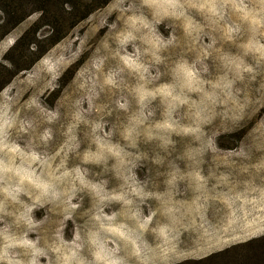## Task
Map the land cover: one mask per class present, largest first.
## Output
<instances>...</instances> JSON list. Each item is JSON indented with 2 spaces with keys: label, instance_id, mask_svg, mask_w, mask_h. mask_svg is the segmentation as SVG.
<instances>
[{
  "label": "clouds",
  "instance_id": "9594fccd",
  "mask_svg": "<svg viewBox=\"0 0 264 264\" xmlns=\"http://www.w3.org/2000/svg\"><path fill=\"white\" fill-rule=\"evenodd\" d=\"M124 4L128 11L112 43L104 41L76 73L73 84L78 94L71 110L64 109L63 115L59 107L42 111L45 124H55L57 129L40 131V148L47 150L57 135L63 138L62 145L67 143L75 128L80 142L77 164L49 174L46 161L55 153L45 156L40 148L30 147L35 143L31 137L24 143L13 139L17 130L27 135L33 121L21 120L13 111L9 91L0 92V264H171L174 249L170 245L175 243L170 235L172 209L157 212L159 194L175 188L177 199L182 182L197 194L200 183L216 182L213 145L217 137L206 129L224 120L219 110L228 108L225 101L237 95L238 85L246 81L255 85L257 100L264 99V0H124ZM190 12L200 14L203 23ZM230 12L234 21L228 19ZM165 21L173 22L165 24L168 37L158 30ZM206 24L216 26L211 30L214 34L202 37L209 31ZM176 25L184 36L196 37L197 43L203 38L213 48L223 41L234 44L237 51L221 50L215 60L210 51L203 57L196 53L192 59L178 58L164 79L159 69L164 53L176 44ZM78 55L79 51L53 49L38 70L56 81ZM109 60L116 66L106 67ZM122 88L126 94L112 96ZM243 95L241 89L239 97ZM106 96L111 97L110 110H101L99 105L108 103ZM157 100L160 119H155L157 109L153 107ZM190 104L200 107L190 108ZM35 106L29 105L28 110ZM173 137L188 140L175 159L171 158L177 149ZM141 144H155V150L150 154ZM253 149L262 153L255 161ZM234 151L233 159L249 165L245 174L255 173L243 182L244 188L252 185L264 197V147L249 149L241 144ZM209 153L214 167L206 176L203 165ZM178 160L185 162V169ZM145 161L165 169L157 171L158 177H164L165 191L153 190L158 184L150 189L151 179L139 178L137 169ZM118 165L128 171L121 174ZM109 174L118 181L115 187H109L110 180L105 178ZM224 175L231 180L229 173ZM85 198L88 207H84ZM150 200L157 206L149 204ZM114 204L119 209H113ZM41 210L43 215L37 218L35 213ZM157 215L164 217L159 225L154 224ZM49 218H56L57 223L45 238L39 229ZM69 220L73 221L70 240L64 235ZM149 233L154 244L147 239Z\"/></svg>",
  "mask_w": 264,
  "mask_h": 264
},
{
  "label": "rangeland",
  "instance_id": "374dc122",
  "mask_svg": "<svg viewBox=\"0 0 264 264\" xmlns=\"http://www.w3.org/2000/svg\"><path fill=\"white\" fill-rule=\"evenodd\" d=\"M89 3L88 0H0V26L3 25L0 28V37L17 20L24 18L0 40V92L7 89L13 98L14 113L21 120L30 119L34 125L28 130L27 135L19 133L18 130L14 131V140L24 143L31 137L35 143H30L29 146L40 148V131L44 127H52L54 131L57 129L55 124H45L42 111L59 107L63 115L64 109L71 110L72 102L78 94L77 87L73 84L76 73L89 62L90 56L104 41L112 43L115 31H119L122 27L128 11L124 0H109L103 6L99 4L83 18ZM71 5H76V8L71 10ZM40 7L48 10L45 21H50L51 24L40 23L35 35L30 33L16 45L17 40L23 34L28 30H34L31 28L38 22L40 14L36 9ZM145 15H149V13L145 11ZM190 15L203 23L200 14L190 12ZM80 17L82 19L78 20ZM228 19L234 21V14L230 12ZM165 24L171 25L173 22L165 21L158 26L159 32L164 37H168L169 29L165 27ZM205 27L209 31L203 32L202 37L214 34L211 30L216 27L215 25L206 24ZM247 31V27H245V34ZM174 34L176 44L164 53V64L159 69L163 73L164 79L168 78V69L178 58L192 59L196 53L203 57L205 52L210 51L215 60L219 54H222V51H237L234 44L223 41L219 47L213 48H209L207 40L203 38L197 43L196 37L184 36L178 25L174 28ZM51 35L60 39L52 44ZM32 41H35L34 43L40 47L41 56L38 57L37 52L33 54L32 48H28ZM58 46L61 47L58 48ZM53 49L73 54L79 51L78 57L62 70L56 81H52L46 73L38 70L40 61ZM209 63L211 64V61ZM115 66L116 62L112 60H109L106 65V67ZM216 68L219 69L218 64ZM213 71H215L214 67ZM255 87L247 81L238 85L237 95L231 96L230 100L225 101L228 108L219 110V115L223 116L224 120L222 122L217 120L206 129L217 137L216 143L213 145L217 181H210L209 186L207 181L200 183L198 194L188 187L187 182H182L179 185L180 193L177 195V199L174 198L175 188L159 194L161 207L157 208V212L169 207L172 209L170 212L172 224L170 235L173 236L175 243L170 245L174 249L169 258L171 264H264V197H260L252 185L244 188L243 182L249 177H254L255 173L245 174L249 165L244 161L233 159L237 155L234 150L241 144L249 149L264 147V99L257 100ZM241 89L244 92L242 98L239 97ZM124 94L126 93L122 88L120 92H113L112 96ZM104 99L108 103L102 102L99 108L110 110L111 97L106 96ZM33 103L36 106L29 111L28 106ZM203 103L207 104L208 102L204 101ZM153 107L157 109L155 119H160L159 100L153 103ZM189 107L199 108L200 105L190 104ZM212 114H217L215 106L212 108ZM189 116H191V112H189ZM62 122L67 123V121ZM80 131L82 132L83 129ZM75 133L76 129L73 128L68 142L63 145L61 144L63 138L57 135L50 142V147L47 150L40 148L45 156L52 152L55 153L46 161V171L49 174L55 175L59 169L66 165L72 166L78 163L76 156L80 155V152L77 151L80 148V142L77 141ZM115 139L118 140L119 136ZM173 139L177 141V149L171 158L175 159L176 155L183 151L188 140L180 137H173ZM86 147L87 144H83L81 151ZM141 148L151 154L155 150V144H141ZM70 153H75V155L70 156ZM261 154L253 149V161L258 159ZM205 160L203 171L207 176L209 169L214 167L212 154L209 153ZM177 163L182 169H185L184 161L178 160ZM88 167L93 168V171H100V168L95 166L89 165ZM117 167L121 174L128 171L120 165ZM149 169H151L150 173ZM157 171L163 172L165 169L157 168L145 161L144 166L137 169V174L141 180L146 177L151 179L150 189L158 184L159 187L153 190L163 192L165 191L164 177H158ZM224 173H229L231 180ZM192 176H196L195 171L192 172ZM105 178L110 180V188L115 187L118 183L110 174ZM256 182L259 183L258 180ZM148 203L153 207L157 206L155 200H150ZM88 206L89 201L85 198L84 207ZM119 207L118 204L112 206L113 209H119ZM147 211V207H145V214ZM126 212L127 210H125ZM35 215L40 218L43 211H37ZM163 220V216L157 215L154 224L159 225ZM56 223V218H49L44 227L39 229V232L48 238ZM72 229L73 221L69 220L64 225V235L69 240L72 238ZM147 239L149 242L155 243L154 237L150 233L147 235Z\"/></svg>",
  "mask_w": 264,
  "mask_h": 264
},
{
  "label": "trees",
  "instance_id": "16d2710c",
  "mask_svg": "<svg viewBox=\"0 0 264 264\" xmlns=\"http://www.w3.org/2000/svg\"><path fill=\"white\" fill-rule=\"evenodd\" d=\"M90 3V5H88V9L84 12V17L83 18H85L86 16H87V14H88V12H90L93 8H95L97 5H99L100 4V6H103V5H105V4H107L108 2H109V0H88ZM74 8H76V5L74 6V5H71V10L72 9H74ZM36 10H39V19H38V22H36L37 24H35L31 29H33L34 28V30H32V31H30V30H28L25 34H23V36L21 37V38H19L18 40H17V42H16V45L18 44V43H20L22 40H24L30 33H34V35H35V33H36V31H37V28L39 27L38 25L40 24V23H43V24H51L50 23V21H45V19H46V17H47V15H48V10L47 9H45V8H42V7H40V8H38V9H36ZM82 15V16H83ZM24 19V18H23ZM23 19H20V20H17L9 29H7L5 32H4V34L0 37V40L2 39V37L5 35V34H7L12 28H14L17 24H19ZM82 19V17H80L78 20H81ZM2 26L3 25H1L0 26V28H2ZM56 36L55 35H51V37H50V39H51V43L52 44H54V43H56L60 38H55ZM35 40V39H34ZM9 42V41H8ZM10 42H12L11 40H10ZM35 41H32V43H29V45H28V48L30 49V48H32V46L33 45H35V47H37V49H35V50H33L34 52H32L33 54H36L35 52H37L38 53V57L39 56H41V49H40V47L38 46V44L37 43H34ZM31 64V63H30ZM29 64V65H30Z\"/></svg>",
  "mask_w": 264,
  "mask_h": 264
}]
</instances>
